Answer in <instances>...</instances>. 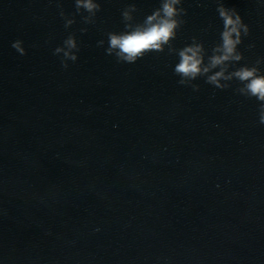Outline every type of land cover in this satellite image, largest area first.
I'll return each instance as SVG.
<instances>
[{
  "label": "water",
  "instance_id": "obj_1",
  "mask_svg": "<svg viewBox=\"0 0 264 264\" xmlns=\"http://www.w3.org/2000/svg\"><path fill=\"white\" fill-rule=\"evenodd\" d=\"M98 2L86 18L75 0H0V264H264L258 105L236 81L180 85L167 50L108 56L122 12L135 4L140 22L160 0ZM216 3L185 0L174 47L216 44ZM226 4L251 27L241 51L255 64L264 3ZM69 38L76 61L56 53Z\"/></svg>",
  "mask_w": 264,
  "mask_h": 264
},
{
  "label": "clouds",
  "instance_id": "obj_2",
  "mask_svg": "<svg viewBox=\"0 0 264 264\" xmlns=\"http://www.w3.org/2000/svg\"><path fill=\"white\" fill-rule=\"evenodd\" d=\"M184 2L160 0L159 7L140 22L134 15L138 8L135 4L129 5L122 12L124 30L108 33L106 54L114 56L120 63L136 64L149 53L167 50L178 58L174 73L180 77V85L185 86L189 81L204 77L214 88L225 90L231 87L233 81L239 82L242 85L240 93L252 98L258 105L257 126L264 129V57L249 65L244 63L245 57L241 51L245 39L251 35L250 25L235 7L227 6L226 0H217L216 13L220 27L216 44L209 49L194 38L190 44L178 49L173 46V41L186 23L184 17L188 13ZM259 2L264 3V0ZM75 7L86 18L102 10L98 0H75ZM60 15L65 16L63 12ZM74 22L68 19L67 25ZM23 45L22 40H17L12 47L25 56L27 50ZM99 46L105 47V41H100ZM73 50L78 51V45L75 38H69L64 42V47L56 49V53H63L65 58L76 61L78 57ZM63 67L67 69L68 65L65 63ZM192 88L196 92L200 90L195 85Z\"/></svg>",
  "mask_w": 264,
  "mask_h": 264
}]
</instances>
